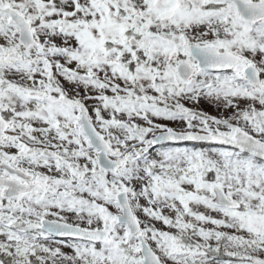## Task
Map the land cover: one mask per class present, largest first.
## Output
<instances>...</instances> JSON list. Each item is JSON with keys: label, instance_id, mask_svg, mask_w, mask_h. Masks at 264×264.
<instances>
[{"label": "snow or ice", "instance_id": "6c2138e0", "mask_svg": "<svg viewBox=\"0 0 264 264\" xmlns=\"http://www.w3.org/2000/svg\"><path fill=\"white\" fill-rule=\"evenodd\" d=\"M0 264H264V0H0Z\"/></svg>", "mask_w": 264, "mask_h": 264}]
</instances>
